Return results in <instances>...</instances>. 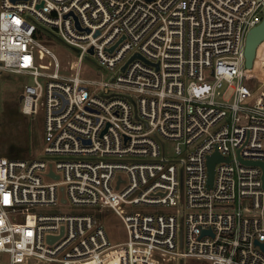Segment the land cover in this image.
Returning a JSON list of instances; mask_svg holds the SVG:
<instances>
[{"label": "built area", "instance_id": "1", "mask_svg": "<svg viewBox=\"0 0 264 264\" xmlns=\"http://www.w3.org/2000/svg\"><path fill=\"white\" fill-rule=\"evenodd\" d=\"M263 7L0 0V72L32 79L20 112L43 114L44 142L42 159L0 156V264H264L262 169L246 163H264V78L250 82L264 41L244 57ZM43 27L75 49L66 65ZM88 55L115 76H85ZM67 204L95 210H42Z\"/></svg>", "mask_w": 264, "mask_h": 264}, {"label": "rangeland", "instance_id": "2", "mask_svg": "<svg viewBox=\"0 0 264 264\" xmlns=\"http://www.w3.org/2000/svg\"><path fill=\"white\" fill-rule=\"evenodd\" d=\"M44 28V27H43ZM42 39L52 46L66 65L69 55L76 54L75 49L66 45L49 28H44L41 33ZM86 65L85 76L96 78L101 76L103 80H110L115 73L105 67H99L94 56L88 55L84 59ZM258 71L261 78H251L252 86L261 84L264 78V56L258 57ZM89 71V72H88ZM32 79L23 74H14L7 71L0 72V156L7 158H19L25 160L42 159L43 155V114L39 113L34 117L23 115L20 112L21 100L19 95L22 93L24 84H31ZM162 141V140H161ZM162 150L167 157H171L174 144L168 141L161 142ZM44 211L65 213H78L82 211L91 212L95 209L65 205L56 209H42ZM102 225L107 233L108 239L112 244L120 243L125 240L126 232L118 216L110 209H103L99 215Z\"/></svg>", "mask_w": 264, "mask_h": 264}, {"label": "water", "instance_id": "3", "mask_svg": "<svg viewBox=\"0 0 264 264\" xmlns=\"http://www.w3.org/2000/svg\"><path fill=\"white\" fill-rule=\"evenodd\" d=\"M264 41V7L262 11V20L261 22L256 25L255 27L251 28L245 39V47H244V57H245V66L247 68L252 67V63L254 61V58L256 56V49L257 46ZM92 50L90 49V53ZM21 100V96L19 97ZM222 160V157L217 153H213L212 155L208 156V162H207V167H208V181L207 184L208 186L211 185L212 180H213V174H214V165L216 162ZM247 164L251 165H257L260 166L262 169V179L264 181V163L261 161H248L246 162ZM205 232L203 231L202 234ZM260 247L262 250H264V243L260 244Z\"/></svg>", "mask_w": 264, "mask_h": 264}, {"label": "crops", "instance_id": "4", "mask_svg": "<svg viewBox=\"0 0 264 264\" xmlns=\"http://www.w3.org/2000/svg\"><path fill=\"white\" fill-rule=\"evenodd\" d=\"M21 96V94L19 95V97Z\"/></svg>", "mask_w": 264, "mask_h": 264}, {"label": "snow or ice", "instance_id": "5", "mask_svg": "<svg viewBox=\"0 0 264 264\" xmlns=\"http://www.w3.org/2000/svg\"><path fill=\"white\" fill-rule=\"evenodd\" d=\"M5 199H7V198H5Z\"/></svg>", "mask_w": 264, "mask_h": 264}]
</instances>
